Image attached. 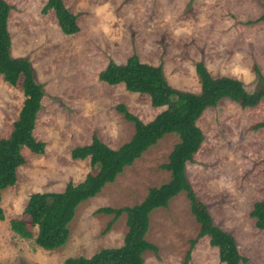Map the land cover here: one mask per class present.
<instances>
[{
	"label": "rangeland",
	"instance_id": "1",
	"mask_svg": "<svg viewBox=\"0 0 264 264\" xmlns=\"http://www.w3.org/2000/svg\"><path fill=\"white\" fill-rule=\"evenodd\" d=\"M11 7L8 31L10 54L28 56L43 97L33 135L45 143L42 154L22 149L25 163L17 181L1 193L4 219L0 221V264H63L68 257H90L103 248L119 247L127 232L126 214L106 231L112 215L97 214L102 207L139 204L149 188L170 180L160 167L168 160L176 134L164 135L115 181L77 206L61 247L45 250L33 239L13 233L9 221L23 218L28 197L36 192L62 191L81 182L90 171L89 160L73 159V148L86 145L94 133L112 149L128 142L134 125L116 110L118 104L139 120H152L163 108H153L147 95L129 92L122 84L99 81L98 73L111 60L124 64L136 54L142 63L161 65L167 83L179 90L200 92L195 72L204 64L213 77H232L247 92L256 88V66L264 77V0H62L78 14L79 31L63 34L52 11L41 13L47 0H5ZM24 96L0 76V138L8 137ZM264 99L241 109L223 99L197 121L204 134L185 175L197 198L208 206L213 222L235 238L248 262L264 264V231L249 216L264 195ZM28 220V219H26ZM33 234L36 228L29 226ZM199 225L190 212L185 192L167 208L149 215L145 240L158 254H143V264H184L189 240ZM186 264H224L208 238L199 239Z\"/></svg>",
	"mask_w": 264,
	"mask_h": 264
},
{
	"label": "trees",
	"instance_id": "2",
	"mask_svg": "<svg viewBox=\"0 0 264 264\" xmlns=\"http://www.w3.org/2000/svg\"><path fill=\"white\" fill-rule=\"evenodd\" d=\"M11 9L5 0H0V76L10 86H19L24 99L9 136L0 138V221L4 219L1 193L17 181V169L25 163L22 149L26 148L34 154H42L45 149V143L36 140L33 135L43 90L35 81L29 57L14 58L10 54L8 18ZM48 11L53 12L63 34L73 35L79 31V15L69 12L62 0H47L41 13L46 14ZM263 21L264 14L247 24ZM254 70L256 88L247 92L240 80L213 77L204 64L197 63L195 72L201 87L200 92L195 93L171 87L163 75L161 65L142 63L136 54H132L124 64L110 60L98 73L99 81L108 85L122 84L129 92L147 95L153 108L163 110L144 123L124 105L118 104L116 110L134 125L131 139L119 148L112 149L93 133L88 144L73 148L71 157L88 159L90 171L81 182H69L62 191L30 194L24 208L26 218L11 219V231L20 238L33 239L38 247L45 250L61 247L69 236L68 225L77 206L97 195L107 183L114 182L125 167L131 166L164 135L174 133L179 142L174 145L167 162L160 167L169 172L170 180L158 187L149 188L145 198L132 207H102L96 211L97 214L112 215L106 231L121 214H126L127 232L122 245L100 249L90 257H68L63 264H143L144 253L158 254V248L145 240L150 213L158 208H167L170 200L180 192L186 193L190 212L199 225L198 234L189 240L184 264L189 261L198 240L204 237L208 238L210 247L217 249L221 263H247L248 260L239 253L233 235L213 222L208 206L197 198L186 178L185 169L187 163L194 161V155L201 149L205 139L197 125L205 110L215 108L223 99L236 103L241 109L254 108L264 99V77L256 66ZM262 128L264 120L251 126L253 130ZM249 216L254 219L255 228L264 231V195L253 205ZM29 226L36 228L35 234Z\"/></svg>",
	"mask_w": 264,
	"mask_h": 264
}]
</instances>
